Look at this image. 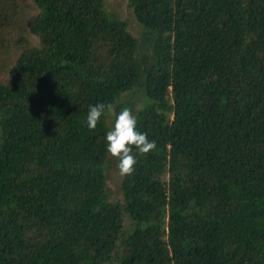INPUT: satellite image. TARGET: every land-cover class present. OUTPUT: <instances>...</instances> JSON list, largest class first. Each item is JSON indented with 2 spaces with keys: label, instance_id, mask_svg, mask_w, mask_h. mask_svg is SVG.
<instances>
[{
  "label": "trees",
  "instance_id": "16d2710c",
  "mask_svg": "<svg viewBox=\"0 0 264 264\" xmlns=\"http://www.w3.org/2000/svg\"><path fill=\"white\" fill-rule=\"evenodd\" d=\"M33 1L0 82V264H264V0ZM99 102L157 143L118 199Z\"/></svg>",
  "mask_w": 264,
  "mask_h": 264
},
{
  "label": "rangeland",
  "instance_id": "374dc122",
  "mask_svg": "<svg viewBox=\"0 0 264 264\" xmlns=\"http://www.w3.org/2000/svg\"><path fill=\"white\" fill-rule=\"evenodd\" d=\"M107 9L113 15L129 20L131 12L127 8V0H105ZM39 9L33 0H0V82L7 79L10 64L28 46V42L33 43L27 26L28 20L33 18ZM133 100L137 104L142 100L140 91L135 90L132 94ZM124 108V107H123ZM114 116L110 114L108 121L112 124ZM106 172L108 176V186L111 188L112 198L118 199L121 196V176L114 157L107 159ZM130 224V220L125 222Z\"/></svg>",
  "mask_w": 264,
  "mask_h": 264
},
{
  "label": "clouds",
  "instance_id": "9594fccd",
  "mask_svg": "<svg viewBox=\"0 0 264 264\" xmlns=\"http://www.w3.org/2000/svg\"><path fill=\"white\" fill-rule=\"evenodd\" d=\"M106 114L114 116L112 126L105 135L106 152L118 160L121 177L131 176L135 172L137 156L146 157L157 149V143L149 140L146 132L137 129V116L132 109L124 107L117 113L113 102L90 105L85 119L86 127L94 131ZM133 149L136 150L135 154Z\"/></svg>",
  "mask_w": 264,
  "mask_h": 264
}]
</instances>
